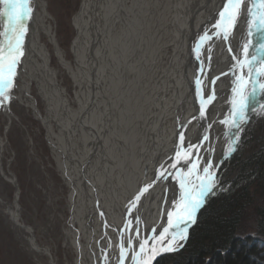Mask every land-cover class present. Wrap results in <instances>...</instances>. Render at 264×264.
<instances>
[{"label":"bare ground","instance_id":"6f19581e","mask_svg":"<svg viewBox=\"0 0 264 264\" xmlns=\"http://www.w3.org/2000/svg\"><path fill=\"white\" fill-rule=\"evenodd\" d=\"M224 3L80 0L69 20L74 36L67 54L57 38V20L48 1L29 0L32 11L24 21V55L10 100L0 105V122L6 121L0 134V178L15 188L11 201L0 195V212L36 264H119L120 245L128 248L137 227L141 238L153 228L158 235L168 226L170 210L175 223L174 202L179 205L187 194L177 182L179 176L155 184L153 180L160 166L170 163L181 132L184 144L193 145L207 132L206 145L211 146L201 166L211 161L218 184L220 169L234 152L229 149L236 136L226 139L222 122L228 120L232 125L234 105L238 109L253 88L248 81L249 63L259 69L256 88L264 83V49L260 47L264 40L255 32V28H264L255 22L264 16V9L256 5L254 34L249 37L250 0L242 5L235 27L229 26L227 40L223 35L214 37L197 49L204 32L211 35L216 31L213 25ZM6 9L0 4V34L9 29ZM61 73L72 81L71 96L61 85ZM198 75L204 96L212 91L210 82L219 77L215 79V99L206 105L204 117L200 116L202 101L195 83ZM263 96L264 89H260L247 104L249 119L263 112ZM12 103L45 130L52 158L68 188L69 222L62 226V235L72 260L59 262L53 248L39 244L33 228L21 217L16 177L9 163L2 162L9 150L8 130L17 120ZM183 174L189 183H198L189 173ZM147 185L152 186L136 200ZM215 192L216 188L208 194L195 222L187 227L186 239L179 241L182 246L175 250L192 242L197 218ZM130 208L132 215L128 216ZM133 217H139V224ZM135 251L139 248L134 239L124 264L131 263L129 257ZM165 251L171 250L156 255Z\"/></svg>","mask_w":264,"mask_h":264},{"label":"rangeland","instance_id":"374dc122","mask_svg":"<svg viewBox=\"0 0 264 264\" xmlns=\"http://www.w3.org/2000/svg\"><path fill=\"white\" fill-rule=\"evenodd\" d=\"M47 1L57 20V38L68 54V47L74 36L69 20L78 9L80 0ZM60 79L66 93L71 96V79L64 73H61ZM39 107L42 108L41 103ZM11 109L17 115V120L12 121L8 130L9 150L4 153L2 162L9 163V170L16 177L21 217L25 224L33 228L39 244L53 248L52 252L59 262L72 260V255L63 245L62 235V226L69 222L68 188L52 158L45 130L19 105L12 103ZM262 111L249 119L237 149L222 165L212 200L230 191L235 192L250 182L259 155L264 153V108ZM5 122H0V134ZM14 192L15 188L0 178V195L11 201ZM244 223L245 232L254 235L255 220L252 212ZM0 264H36L1 212Z\"/></svg>","mask_w":264,"mask_h":264},{"label":"snow or ice","instance_id":"6c2138e0","mask_svg":"<svg viewBox=\"0 0 264 264\" xmlns=\"http://www.w3.org/2000/svg\"><path fill=\"white\" fill-rule=\"evenodd\" d=\"M244 3L245 0H225L223 9L218 14L219 20L213 25L216 31L211 35L207 31L204 32V34L198 38L197 49H199L205 41H211L214 37L223 35V38L227 40L229 36V26L235 27V22L240 16L241 7ZM0 4L7 6L6 15L9 24L8 31L0 34V105H3L10 100V89L14 86L17 67L24 55V36L26 34V24L24 21L30 16L32 9L29 7V0H0ZM256 5H259L261 9H264V0H250V7L248 9L249 37H252L254 34L253 22L257 15ZM255 22L264 25V16H261ZM255 32L260 33V39L264 40V28H255ZM5 37L6 42H3V38ZM250 43L251 41L249 40L244 46L245 52L248 51ZM260 47L261 49H264V44H261ZM197 49H194V51ZM209 51H211L210 48ZM229 51H231V48H229ZM252 60H255L254 56L252 57ZM248 68L249 79L253 84L252 92L249 93V95H252L256 92V77L260 73L259 69L254 68L251 63H249ZM200 71L202 72V69ZM215 79H219V77H216ZM215 79L210 82L213 86V90L207 96H204L201 87L202 80L199 75L196 78L195 83L197 85V95L202 101L200 108L201 117H204L205 115L206 105L210 104L215 99ZM247 82L248 81H244V83ZM259 88L264 89V83L259 84ZM246 111L247 97H244V102L239 105L238 109L234 105V112L232 114L233 120L231 123L237 130L240 128V122L246 119ZM193 119H196V117H193ZM189 123H191V121H189ZM182 127L186 128L187 125H182ZM237 139L238 132L233 138V146L230 147L229 153L236 150L235 143ZM206 140H208V136L204 135L196 145L191 143L184 144V134L183 132L179 133V143L174 155L169 158L170 163L162 164L157 170L153 184L161 179L167 180L169 177L176 178L179 175L177 182L187 194L183 195L179 205L174 202L173 210L176 211L175 223H173L172 219L173 211L170 210L168 212V226L163 228L158 235L156 234L155 228H153L150 235L141 238L140 229L138 227L136 228L134 239L138 242L139 251L133 253V260L136 261L137 264H150L151 259L160 250H175V248L181 247L182 245L179 244V241L186 239L187 227L190 223L195 222L194 217L196 212L206 203L208 194L213 193L214 189L217 187L216 173L211 161H205L203 166H201L199 149ZM182 151L186 154L187 159H181ZM183 173H189L193 180L198 181V183H189L187 176ZM151 186L152 185L145 186L136 197V200H139L140 196L148 191V188ZM133 207H135L134 203ZM127 215H132L131 208ZM133 219L139 224V217H133ZM127 227L131 230L132 220L128 221ZM123 231L124 229H121V236H123ZM134 239H129L128 248H125L124 244L121 243V257L119 264H124V260L127 258L128 252L131 250ZM165 241H167V243H165ZM158 244L160 246L159 248H157Z\"/></svg>","mask_w":264,"mask_h":264},{"label":"trees","instance_id":"16d2710c","mask_svg":"<svg viewBox=\"0 0 264 264\" xmlns=\"http://www.w3.org/2000/svg\"><path fill=\"white\" fill-rule=\"evenodd\" d=\"M251 212L254 235L245 232ZM153 264H264V153L245 187L204 208L189 246L163 254Z\"/></svg>","mask_w":264,"mask_h":264},{"label":"water","instance_id":"95a60500","mask_svg":"<svg viewBox=\"0 0 264 264\" xmlns=\"http://www.w3.org/2000/svg\"><path fill=\"white\" fill-rule=\"evenodd\" d=\"M206 42H208V41H206ZM248 81L251 83L250 79H249ZM211 87H212V86H211ZM238 89H241V86H239ZM252 89H253V88H252ZM252 89L250 90L249 93L252 92ZM260 89H261V88H259V87L256 88V92H255V93H257L258 91H260ZM212 90H213V87H212ZM214 93H215V89H214ZM249 93H248L247 95H245V97H247V104H248V105H249L251 99H252V98L254 97V95H255V93L252 94V95H249ZM243 102H244V98H243ZM210 105H211V104H210ZM246 112H247L246 119H245L244 121L240 122V128H239V130H237L233 125H229V124L227 123L228 120H226L225 122H222V125H224V126L226 127V129H225V131H224V133H225V138H226V139H228V138L230 139L232 136L237 135V132H238V136H241V134H243L244 129H245V126H246V123H247V121L249 120L250 113H251L250 110H248V111H246ZM204 135H207V136H208L207 132H204L203 134H201L200 138L198 137V139H197V143L201 140V137L204 136ZM197 143H196V144H197ZM210 146H211V143H209L208 145H206V141H204L203 144H202V146L200 147V149H199V155H200V157H201V162L204 161V160H206V159H208V157L206 156V151H207V149H208ZM176 149H177V142H176ZM176 149H175V150H176ZM181 159H187V156H186V154L183 153V151H182V157H181ZM178 176H179V175H178ZM205 207H206V206H205ZM205 207H204V208H205ZM203 210H204V209H203ZM203 210H202V212H203ZM202 212H201V214H202ZM201 214H200L199 217L197 218V221L199 220ZM197 221H196V223H197ZM196 223H195V225H196ZM178 251H181V250H171V251H165V252H162V253L156 255V257H154V258L150 261V264H153L154 261H155L159 256H161V255H163V254L172 253V252H178ZM135 252H136V251H135ZM137 252H138V251H137ZM129 259H130V262H131L130 264H133V263H134V260H133V254L130 255Z\"/></svg>","mask_w":264,"mask_h":264}]
</instances>
